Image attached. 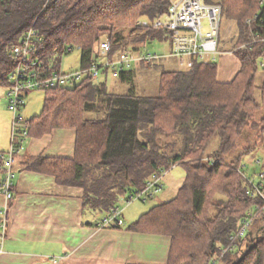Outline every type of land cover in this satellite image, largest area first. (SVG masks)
Masks as SVG:
<instances>
[{"label":"trees","instance_id":"1","mask_svg":"<svg viewBox=\"0 0 264 264\" xmlns=\"http://www.w3.org/2000/svg\"><path fill=\"white\" fill-rule=\"evenodd\" d=\"M207 1H219L223 21L238 25L228 46L222 35L219 43L221 52L232 51L241 61L233 80L220 81L219 62L210 60L163 70L154 95L137 93L134 66L116 78L132 83L127 92L110 91L93 76L72 87L44 89L42 112L24 120L28 136L75 129V155L40 156L26 166L82 187L85 205L109 214L155 173L165 174L164 188L167 171L182 165L185 179L176 197L152 206L128 229L168 236L166 264H264V198L251 193L253 179L244 170L247 155L264 151V83L256 84L264 57V0ZM171 3L0 0V88L12 86L18 63L13 49L30 28L41 38L32 42V57L47 74L63 72V57L75 48L80 68L91 66L103 57V41L111 45L109 58L137 55L155 40H168L171 50V31L154 26ZM143 20L149 25L140 24ZM253 182L264 193V165ZM246 217L251 218L247 234L233 240Z\"/></svg>","mask_w":264,"mask_h":264},{"label":"crops","instance_id":"2","mask_svg":"<svg viewBox=\"0 0 264 264\" xmlns=\"http://www.w3.org/2000/svg\"><path fill=\"white\" fill-rule=\"evenodd\" d=\"M218 62L222 82L233 80L241 68L232 51H222ZM263 83L264 65L256 77L258 86ZM7 90L0 91V153L11 144ZM30 111L24 108L25 119L32 115ZM76 137L75 129L57 127L41 137L28 138L25 149L17 155L14 199L7 213L0 264H166L171 245L168 236L128 229L150 209L149 205H123L119 208L126 224L102 227L106 214L85 205L82 187L60 183L49 173L27 168L29 161L40 156L73 158ZM184 179L185 174L167 173L161 202L175 198ZM4 202L0 193V219Z\"/></svg>","mask_w":264,"mask_h":264},{"label":"built area","instance_id":"3","mask_svg":"<svg viewBox=\"0 0 264 264\" xmlns=\"http://www.w3.org/2000/svg\"><path fill=\"white\" fill-rule=\"evenodd\" d=\"M223 6L219 2L207 0H172L168 14L165 18L155 21L154 26L168 29L172 33L171 50L168 54L150 52L146 50L137 55L122 52L115 58H109L111 45L103 41L100 45V53L103 56L91 66L73 69L68 72H55L47 74L42 66H39L36 59L32 57L33 41L40 40L36 31L30 28L24 35L23 40L15 45L13 51L18 57L17 66L12 73V86L7 90L8 108L13 114L11 144L7 151L0 153V193L5 197L2 205L0 219V251L6 236L8 225L7 213L11 201L14 199V178L15 162L17 155L25 149V143L29 138L28 125L24 124L25 118L22 109L26 102L27 94L36 89H49L54 87H72L80 83L88 76L98 78L101 73H111L115 78L120 71L132 68L134 63L154 62L165 56L177 58L187 68H193L196 62L217 60L221 53L219 50L220 37L223 25ZM251 22V19L248 20ZM140 24L147 26V20L140 21ZM207 24V29H204ZM264 65V63H262ZM165 175V174H164ZM163 174L155 173L148 180L147 185L136 194L130 195V203L135 199H147L150 195H157L163 189ZM254 191L264 198V193L255 182L250 180ZM122 211L117 207L112 213L106 214L101 222L102 227L122 226L125 220ZM252 213H249V217ZM246 217L242 221L241 228L233 240L247 234L251 224V218Z\"/></svg>","mask_w":264,"mask_h":264},{"label":"rangeland","instance_id":"4","mask_svg":"<svg viewBox=\"0 0 264 264\" xmlns=\"http://www.w3.org/2000/svg\"><path fill=\"white\" fill-rule=\"evenodd\" d=\"M218 1V0H216ZM219 2V1H218ZM223 21L222 25V37L221 43L230 44L229 40L232 39L237 33L238 25L235 21L227 19ZM33 24L34 21H33ZM204 29H207V24H205ZM148 50L150 52H156L161 54H168L170 53V42L168 40L158 41L155 40L149 45ZM218 61V57H217ZM262 62H264V57L262 58ZM81 66V52L78 48L73 49L72 51L68 52L63 57L62 61V70L64 72H68L70 70L80 68ZM134 69L136 71L134 76V85L136 87V91L140 95H154L158 93L159 90V83L160 77L163 70L169 69H186V65L181 64L175 57L165 56L158 60L156 63L150 65L138 64L134 63ZM111 74L109 73L107 76L105 73H101L100 76L97 78V81H106L107 86L110 91L113 92H127L129 91L132 83L128 81H121L115 80ZM5 88H0V91H4ZM45 91L41 89L32 90L26 96L25 107L22 109V114L24 113V108L28 109L31 108L30 113L32 114L28 118H32L38 113H41L44 107L45 102ZM8 100V99H7ZM10 111V110H9ZM11 112V111H10ZM90 112L87 113V116H91ZM25 116V113H24ZM26 117V116H25ZM13 120V114L11 112V123ZM10 148V145L8 149ZM7 149V150H8ZM244 170L246 174L253 179V181H258L259 173L264 165V151H257L254 154L248 155L244 158ZM168 173H173L176 176L184 175L185 169L182 165H175L171 169L167 171ZM161 192L158 193L155 197L150 198L148 200H133L130 203H142L145 205H149L148 207L151 208L152 206L160 203L162 200ZM127 202L126 197L120 198L118 202V208L122 207L123 205L130 204ZM120 209V208H119ZM121 210V209H120ZM122 211V210H121Z\"/></svg>","mask_w":264,"mask_h":264}]
</instances>
